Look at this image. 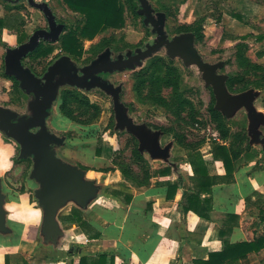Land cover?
Instances as JSON below:
<instances>
[{
	"label": "rangeland",
	"instance_id": "rangeland-1",
	"mask_svg": "<svg viewBox=\"0 0 264 264\" xmlns=\"http://www.w3.org/2000/svg\"><path fill=\"white\" fill-rule=\"evenodd\" d=\"M121 1L124 6L123 27L105 30L93 39H82L83 54L76 59L61 50L60 38L70 29L79 27L83 17L64 7L61 0H49L47 4L57 22L64 24V30L57 42L39 45L42 46L40 51L50 50L46 55L31 54L22 64L42 75L61 57H68L78 67H86L106 50H110L112 58H115L127 53L134 54L136 50L152 45L157 36L150 26L144 25V17L138 14L139 2ZM148 1L155 14L165 15L164 29L168 40L182 33L193 34L184 32L185 26L200 28L202 37L197 39L194 35V46L202 61L221 64L217 73L227 77L225 87L228 94H252V107L255 115H258L256 123L252 124L244 106L235 107L230 114L216 110L213 88L206 85L203 72L194 64L185 65L179 56L170 58L163 48L133 68L104 73L101 79L121 88L120 99L127 115L134 123L144 124L152 134H157L159 148L173 153L170 159L151 162L152 150L140 152L138 138L126 129L117 128L112 99L104 91L98 87L88 90L70 84L59 86L56 102L46 121L47 130L62 141L60 145H53V150L64 161L90 168L81 163L100 149L104 151L107 163L95 170L124 171L129 180L140 185L148 183L155 171L153 166L158 168L175 164L180 169L179 160H183V154L190 151L187 147H196L207 153L215 141L230 146L239 155L248 152L246 160L254 163L258 159L254 167H261L259 154H262L264 144V43L259 44L255 38L264 33V20L254 16L246 18L244 27L235 23L228 26L221 20V15L223 12L229 17L230 14L235 15L230 6H223L224 10L219 14L208 0H189L192 2L187 6V0ZM21 2L27 8H21L12 16H19L22 20V25L17 26L13 33L15 42L11 46L0 40V107L15 112L17 118L30 115L29 102L32 97L20 88L14 77L5 74V52L7 48L27 41L35 30L47 26L41 11L30 7L27 0ZM63 91H69L81 101L68 98L66 112L70 118L59 110ZM87 102L90 106L84 105ZM32 170V156L21 158L17 141L0 130L1 207L4 210V229L0 230V239L6 234H14L12 227L16 221L11 219V201L17 200V204L12 205H17L18 212H21L25 200L35 199L38 185L30 177ZM29 216H33V213H29Z\"/></svg>",
	"mask_w": 264,
	"mask_h": 264
},
{
	"label": "crops",
	"instance_id": "crops-1",
	"mask_svg": "<svg viewBox=\"0 0 264 264\" xmlns=\"http://www.w3.org/2000/svg\"><path fill=\"white\" fill-rule=\"evenodd\" d=\"M21 1L0 0V18L12 17L21 8H27ZM188 1L186 6L192 2ZM208 2L219 14H222L223 6L234 9L235 15L229 17L226 12L221 15V20L228 26L235 23L244 27L246 18L254 16L264 20L262 1ZM14 32L3 29L1 42L12 46ZM255 41L264 43L257 37ZM103 152L100 156L91 154L81 163L90 168L64 161L55 152L62 163L84 172L82 179L92 185L94 193L83 203L72 197L63 201L57 207L51 232L45 227V211L36 196L31 201L24 199L26 203L21 212L17 205H12L17 204L13 199L11 209L16 210H10V213L16 225L12 227L14 234H6L0 239V264H5V258L9 264H79L80 257L99 254H107L108 258L114 256V264H194V260H207L209 253L222 250L221 229L227 230L224 238L231 243L251 242L264 235V150L259 154L261 167H254L258 159L254 163L246 160L248 152H244L238 156L230 176L226 175L221 161L214 160L210 152L201 151L208 173L214 178L211 194L201 195L202 198L211 197L207 219L183 209L185 193L194 187L193 171L186 153L184 159L179 160L180 169L175 164L153 166L155 171L148 183L140 185L119 170H95L107 163ZM172 155L168 151L164 158L156 157L151 162L164 161ZM165 167H169L171 173L159 174ZM34 182L38 185L36 192L40 184ZM170 184L177 185L175 192L169 188ZM126 196L131 197L129 202ZM37 209L39 214L35 212ZM74 210L78 211L77 219H72ZM31 212L33 216H29ZM238 264H264V248L249 254Z\"/></svg>",
	"mask_w": 264,
	"mask_h": 264
},
{
	"label": "water",
	"instance_id": "water-1",
	"mask_svg": "<svg viewBox=\"0 0 264 264\" xmlns=\"http://www.w3.org/2000/svg\"><path fill=\"white\" fill-rule=\"evenodd\" d=\"M137 1L140 5L138 14L144 17V25L151 27L157 40L142 50H136L134 54L127 53L126 57L120 55L115 61H110V51L106 50L89 66L83 67L80 70L81 75L77 74L76 65L71 63L68 57H61L53 62L42 78L35 76L29 67L22 64V59L34 52L39 47L41 40L55 43L63 32L64 25L57 24L55 16L46 2L27 0L29 6L43 13L48 23V30L37 29L27 41L6 49L5 74L14 77L19 82L20 88L31 95L32 99L29 102V116L17 118L15 112L0 107V130L17 141L20 146L21 158L30 156L33 158V170L30 177L40 184V189L35 192V196L44 208L45 227L48 232L54 230V216L57 207L63 201L72 197L83 203L94 193L92 185L82 179L84 172L77 167L62 163L53 150V145L60 144L62 141L57 135L47 130L46 119L49 109L57 99L59 86L70 84L88 90L94 87L100 88L112 99L117 128L126 129L138 138L140 152L149 149L152 150L153 158H164L168 151L159 148L157 134H152L144 124L134 123L127 115L126 108L120 99L121 88L104 82L96 75L99 72L133 68L135 64L141 63L143 59L164 48L170 58L179 56L185 65L194 64L203 72L206 85L213 88L216 97V110L230 114L235 107L244 106L252 124L257 121L258 115H255L252 107V94L231 95L227 93L225 87L227 77L217 73L221 64H206L202 61L194 46V34L182 33L168 40L164 29L165 15L163 13L155 14L148 0ZM2 203L3 195L0 182V230L4 229Z\"/></svg>",
	"mask_w": 264,
	"mask_h": 264
},
{
	"label": "trees",
	"instance_id": "trees-1",
	"mask_svg": "<svg viewBox=\"0 0 264 264\" xmlns=\"http://www.w3.org/2000/svg\"><path fill=\"white\" fill-rule=\"evenodd\" d=\"M264 2V0H261ZM63 4L71 12L79 14L83 17V22L79 27L70 29L65 35L60 38L61 50L71 56L72 58L79 59L83 54L82 39H93L99 33L105 30L120 29L124 25V6L121 0H62ZM22 25V20L19 16L0 18V36L3 29L15 30L17 26ZM200 28H193L191 26H185L183 31L193 32V34L200 39ZM258 41L264 40V33L257 37ZM42 47V46H41ZM38 47L33 53L37 56H44L50 50H41ZM40 51V52H39ZM72 97L74 101L81 102L76 95L71 94L69 91H63L61 96V103L59 110L63 115L68 116L66 112V105L68 98ZM84 105L90 106V104L84 103ZM70 118V117H69ZM190 151H187L186 158L191 165L193 171L192 182L194 187L185 193L186 204L184 211H192L201 218H209L208 213L211 210L210 200L211 197L202 198V194H211L212 187L214 185V178L209 175L206 164L203 160L201 151L196 147H187ZM97 156H100V149L96 152ZM210 153L214 160L221 161L226 175H232L234 171L236 160L239 156L237 152L232 151L230 146L224 143L213 142L211 144ZM121 173L125 175L124 171ZM171 169L165 167L159 170V174H170ZM171 188L175 192L177 189L176 184H170ZM127 202L131 197L126 196ZM78 211L72 212V219H74ZM76 219L79 217H75ZM82 228V224H81ZM227 234L226 229H221L219 237L222 242V250L219 252L209 253L207 260H194V264H238L240 260L247 258V256L253 252H258L264 248V235L256 238L251 242H239L231 243L226 240L224 236ZM98 236L97 234L95 235ZM5 264H9L7 258H5ZM23 264H28L24 262ZM79 264H114V256L107 257V254H99L95 257H80Z\"/></svg>",
	"mask_w": 264,
	"mask_h": 264
},
{
	"label": "flooded vegetation",
	"instance_id": "flooded-vegetation-1",
	"mask_svg": "<svg viewBox=\"0 0 264 264\" xmlns=\"http://www.w3.org/2000/svg\"><path fill=\"white\" fill-rule=\"evenodd\" d=\"M49 6V5H48ZM50 7V6H49ZM54 14V13H53ZM44 16V15H43ZM54 16H55V14H54ZM45 17V16H44ZM55 19H56V16H55ZM45 21H46V24H47V26L45 27V28H42V29H45V30H48V23H47V20H46V18H45ZM56 22H57V20H56ZM57 24H62V23H59V22H57ZM64 25V24H63ZM63 30H64V28H63ZM42 43H47L46 41H43V40H41L40 41V44H42ZM43 45V44H42ZM110 51V50H109ZM28 56V55H27ZM27 56L25 57V58H23L22 59V61L24 62L26 59H27ZM110 57H109V59H110V61H115L116 59H117V57L118 56H116L115 58H112V55H111V51H110V55H109ZM124 57H126V55H123ZM25 63V62H24ZM24 66H27L26 64L24 65ZM27 67H29V66H27ZM77 67V74L78 75H81V69L83 68V66H76ZM30 69H31V71L35 74V76H37L38 78H42V76L46 73V71H47V69H46V71L44 72V74H42V75H40V74H38L37 72H35L31 67H29ZM104 73H108V72H99V73H97L96 75L98 76V77H100V78H102V75L104 74ZM55 80H56V78H55ZM32 97V96H31ZM9 210H11V207H9Z\"/></svg>",
	"mask_w": 264,
	"mask_h": 264
},
{
	"label": "clouds",
	"instance_id": "clouds-1",
	"mask_svg": "<svg viewBox=\"0 0 264 264\" xmlns=\"http://www.w3.org/2000/svg\"><path fill=\"white\" fill-rule=\"evenodd\" d=\"M36 214H39V209L35 210Z\"/></svg>",
	"mask_w": 264,
	"mask_h": 264
}]
</instances>
